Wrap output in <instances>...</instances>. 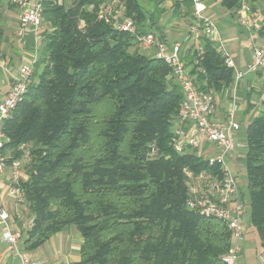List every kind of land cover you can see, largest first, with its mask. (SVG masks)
<instances>
[{
  "label": "trees",
  "instance_id": "16d2710c",
  "mask_svg": "<svg viewBox=\"0 0 264 264\" xmlns=\"http://www.w3.org/2000/svg\"><path fill=\"white\" fill-rule=\"evenodd\" d=\"M105 1L140 34L157 25L166 1L174 15L192 16L191 0H145L150 10L141 0L43 2L39 57L3 126L8 162L22 159V145L29 155L20 188L32 227L22 251L74 226L76 264H223L227 226L186 207V171L209 167L196 150L173 149L181 89L164 62L138 52L135 36L100 18ZM199 45L183 56L190 76L213 92L228 87L224 57L204 38ZM262 107L246 128L243 163L248 221L264 248V98Z\"/></svg>",
  "mask_w": 264,
  "mask_h": 264
},
{
  "label": "built area",
  "instance_id": "2783aa9c",
  "mask_svg": "<svg viewBox=\"0 0 264 264\" xmlns=\"http://www.w3.org/2000/svg\"><path fill=\"white\" fill-rule=\"evenodd\" d=\"M11 1L19 9V34L27 28L37 29L41 22L42 4L46 0ZM191 2L192 16L187 19L189 23L186 30L187 48L195 45L200 49V38H204L224 57L226 67L233 71L234 81H239L243 74L236 70L233 60L225 51L215 23L203 15V0ZM237 3L238 6L235 8L237 20L240 26L249 28L247 18L251 11L249 0H237ZM99 15L117 31L135 36V47L140 54L161 60L170 68L169 78L179 85L183 94L177 118L173 122L175 132L173 149L177 152H183L185 149L196 150L198 155L204 157L209 167L198 173L186 171L189 177L186 207L201 216L216 219L226 225L230 231L231 244L221 261L223 264H243L240 259L245 244L243 217L246 207L237 177L228 168V160L236 149L239 157L244 159L246 154V144L235 142V136L241 130L235 120V109L227 112L225 120L214 119L216 113L214 92L206 84L199 86L190 76L183 61L185 52L182 43L168 44L158 39L153 31L138 33L131 19L119 17L108 4H103ZM260 40V44L252 46L251 62L247 67L251 73L264 69V29ZM33 63L34 60L19 67L8 92L0 100V177L8 170V196L15 206V219H19L26 208L20 180L27 178L23 175L22 167L24 161L29 159V155L22 145L20 147V150L24 151L22 159L12 160L8 166L9 156L3 152L6 142L3 126L5 120L22 101L33 71ZM155 154V149L152 148L151 157L153 158ZM31 227V220L20 223V226L15 225L8 212L0 205L1 240L16 251L17 264H40L31 260L28 253L19 250V243L26 237ZM255 264H264V248L256 253Z\"/></svg>",
  "mask_w": 264,
  "mask_h": 264
},
{
  "label": "crops",
  "instance_id": "0c3cea01",
  "mask_svg": "<svg viewBox=\"0 0 264 264\" xmlns=\"http://www.w3.org/2000/svg\"><path fill=\"white\" fill-rule=\"evenodd\" d=\"M203 2V15L215 23L222 44V39L225 42L226 48L223 45L225 51L232 55L230 57L235 64L236 70L243 74V77L239 81L235 82L233 79L228 87L214 91L216 103L214 119L225 120L227 112L234 108L235 120L241 127V130L235 136V142L238 144H246V128L263 108L264 69L256 73H251L247 67L251 62L252 46L261 43L260 36L264 29V0H249L251 8L250 13L247 15L250 23L249 28L240 26L235 15V9L230 10L223 7L221 0H203ZM164 17H169V19L175 17L179 20L183 18L182 16L174 15L173 10L170 13L165 11L157 21V25L152 27V31L156 35L158 34L163 37L168 44L179 42L184 47L187 44V25L179 24V21L175 22V25L174 23L171 25L169 21L167 25L165 23L163 25L162 23L166 20ZM18 19L19 9L17 6L11 0H0V100L8 92L19 67L23 64L31 63L33 60L35 61L40 53L42 42L39 34L42 31V26H39L37 29L27 28L22 34H19ZM173 25L176 28L181 26L179 29L180 32L170 33L166 30L168 27L169 30L171 29L173 31ZM234 27H237V30L241 34L236 33ZM237 34L239 38H237ZM242 34H244L246 40L249 42L247 48L243 44V47L246 48L244 55H240L238 51L241 47V42L237 45H232V41L241 39ZM238 154L239 152L236 149L228 160V163L230 164L234 160L236 162H244V159L239 157ZM23 175L26 177L24 172ZM8 181L9 172L6 170V173L0 177V205L8 212L14 224L20 226V223H24L26 220L28 222L32 218L28 209L25 208L20 218L15 219V206L8 196ZM81 243L82 237L78 230L74 226H68L53 235L38 249L25 252L29 254L31 260L39 262L40 264H76L79 261ZM19 250H23V240L19 243ZM244 252L240 260L243 264H248L245 260ZM257 252H255L252 264H255ZM17 262L18 257L16 251L2 242L0 229V264H17Z\"/></svg>",
  "mask_w": 264,
  "mask_h": 264
},
{
  "label": "rangeland",
  "instance_id": "374dc122",
  "mask_svg": "<svg viewBox=\"0 0 264 264\" xmlns=\"http://www.w3.org/2000/svg\"><path fill=\"white\" fill-rule=\"evenodd\" d=\"M141 1L144 4L146 9H148V10L151 9L149 4H147L145 0H141ZM105 4H108V5H110L112 7V3L111 2H106L105 1L104 5ZM101 7H103V5ZM162 8H164L166 12L170 13L171 10H172L170 1H166L162 5ZM164 18H166V20L164 22L162 21L163 25H164V23H165V25H167L168 21H169V23H171V25L173 23L175 25V22H177V21L180 22L179 24H184V25H188V23H189L188 20L185 19V18H182L181 20L176 19L175 17L172 18V19L171 18L169 19V17H164ZM174 25L172 26L173 31L171 29L169 30L168 27H167V29L166 28L165 29L168 32H170V33H173V32L178 33V32H180L179 29L181 28V26L176 28ZM234 29H235L236 33L241 34L239 32V30H237V27H234ZM238 34H237V38H239ZM240 38L241 39H238L237 41L233 40L232 41V45H234V44L237 45V44H239L241 42L240 43L241 47L239 48L238 51H239L240 55H244V53H245L244 50L248 47L249 42L246 40L244 34H242V36ZM222 41H223L224 47L226 48L225 42H224L223 39H222ZM243 44H244V46L246 48L243 47ZM186 50H187V44L184 45L183 52H186ZM228 55H229V57L230 56L232 57V55H230V54H228ZM234 162H235V164H234ZM234 162L231 161L230 164L228 163V168L235 176H237V180H238V184L240 186L241 192L243 193V195L245 197L246 214L243 217V225H244V228H245V236H246V238H245V252H244V254H245L246 262L248 264H252L253 261H254L255 252H257V251H259V249H261V245H260V241H259V239H258V237L256 235V232H255L254 228H252L250 226L249 221H248V216H249V198H248V193H247V188H246V172H245V168H244V163L243 162H239V161L236 162L235 160H234Z\"/></svg>",
  "mask_w": 264,
  "mask_h": 264
}]
</instances>
